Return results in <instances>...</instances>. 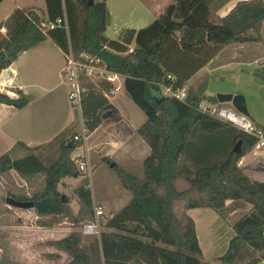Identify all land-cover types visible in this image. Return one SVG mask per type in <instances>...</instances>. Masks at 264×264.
Returning <instances> with one entry per match:
<instances>
[{"label": "trees", "instance_id": "trees-1", "mask_svg": "<svg viewBox=\"0 0 264 264\" xmlns=\"http://www.w3.org/2000/svg\"><path fill=\"white\" fill-rule=\"evenodd\" d=\"M44 1V20L32 10L14 9L0 23V31H5L0 33V74L24 52L50 40L63 54L69 49L75 55L86 52L101 59L109 71L121 75L127 97L146 118L136 130L149 148L142 179L113 167L119 183L132 198L106 220L104 229L109 232L99 235L103 264H203L193 221L187 216L180 221L173 212L176 202L191 195L196 198L187 201L186 210L207 208L220 217L227 202L251 206L232 225L235 235L222 260L223 264L234 263L243 246H248L258 254L250 264H264V183L251 179L238 166L257 140L198 111L203 101L219 104L215 96L204 95L206 81L196 89L188 88L185 102L162 96L158 87L186 86L223 47L258 42L264 0L239 2L225 16L214 18L211 7L219 0H174L148 27L125 30L117 41L104 37L108 20L105 0L92 6L87 0ZM57 20L60 26L45 30L46 23ZM130 45H134L133 53L125 54ZM263 71L256 70L255 75L264 76ZM83 87L81 120L88 138L105 118L117 122L120 117L108 100L111 85L84 82ZM14 92L15 99L0 95V104L23 109L28 99L21 91ZM74 114L73 127L49 144L29 147L16 142L0 156V179L15 173L29 189L28 193L19 191L9 196L18 203L32 205L40 228H54L64 221L71 226L94 221L89 178L77 171L70 158L71 152L83 145L72 143L78 119ZM260 130L264 135V129ZM223 132L230 146L218 158L210 151L199 157L190 151L185 154L196 133ZM238 141L239 155L232 152ZM50 149H55L54 153L46 155ZM106 162L110 164L108 158H103L92 167L91 174ZM67 178L79 179L72 189L78 206L75 214L68 207L69 200L58 191ZM180 178L187 185L183 191L175 186ZM82 254L72 252L69 264H86L88 258ZM0 264L15 263L1 258Z\"/></svg>", "mask_w": 264, "mask_h": 264}, {"label": "rangeland", "instance_id": "rangeland-1", "mask_svg": "<svg viewBox=\"0 0 264 264\" xmlns=\"http://www.w3.org/2000/svg\"><path fill=\"white\" fill-rule=\"evenodd\" d=\"M30 1L33 2L35 6H40L42 4L40 0ZM221 1H223L225 5L218 8ZM23 2H27V0H4L0 4V21L6 10L13 8L14 4L21 5ZM93 2L95 4L101 2V0H93ZM239 2L238 0H220V2H217L218 4L215 3L211 7L212 18L217 16V12L221 14L220 16L224 15L232 6H235ZM105 4H107L108 20L104 37L108 40L117 41L123 31H138L144 29L156 19L152 11L147 10L152 3L146 7L142 6L140 0H106ZM153 11L156 13L157 9H153ZM39 17L44 20L43 17ZM214 21L215 20H213V22ZM47 29L48 24L46 23L45 30ZM214 65L215 66L207 72L208 75H206L209 79L207 83L209 95L230 94L233 96H242L245 99V104L249 113L247 121L257 129H264V76L255 75L256 70H264V20L260 26L258 42L228 44L217 54ZM207 77H201L199 81H196L194 84L196 86L193 89H196L199 85L204 83ZM4 84L6 83L4 82ZM120 106L129 113L132 111L135 114L140 113L145 119V115L133 104L130 106L122 99ZM224 107L231 108L229 105H224ZM79 122L80 120L78 117L75 126L76 134H80ZM99 133L90 138L88 142L86 141L85 150L91 164H94L95 160L100 157L93 148L96 140L102 141L103 139V134ZM229 146L230 142L225 138L224 132L216 135L196 133L185 154H189L190 151L192 156L199 157L203 152L210 151L214 152L218 158ZM54 151L55 149H50L47 150L45 154L52 155ZM79 152L80 151L75 154ZM253 153V156H255L254 159L251 156L247 159V162L254 166L253 168H243L239 166V163L238 166L244 173L252 177L251 179H253V175H258L259 179H264V148L261 149L255 146ZM71 155L70 157L72 158ZM102 165L104 166V170H97L98 167L95 172L92 173L90 177L91 180H89L92 192L96 198L105 195L107 187H111L112 189H115L114 185H119L120 187L115 174H113L114 172L108 174V167L103 163ZM245 170L248 171V173ZM10 175L11 176L8 178L0 179V259L8 258L16 264H47L45 263L47 256L45 254L46 252H44L43 243L47 241V236H49L47 235V233H49L47 230L51 228L38 227L37 223L40 219L37 218L32 209L14 208L6 203L8 198L13 199L9 196L10 194H16L19 191L28 193L29 191L24 182H22L15 173H11ZM111 177H114V180ZM74 183L75 178H67L58 186L60 195L69 200L68 207L73 214H75L77 210L76 200L72 193ZM175 186L178 191L187 189L186 183L181 178L177 180ZM194 198H196V195H191L187 199L178 201L174 204L173 212L177 219L183 221V217L187 216L186 213L188 211L185 209V204L188 200ZM250 209L251 206L243 203L227 202L224 210L221 212L223 228L221 223L216 225L210 218H207L203 225V223L201 224L198 222V220L202 219L197 213L192 215V217L197 220L196 231L198 234L205 235L207 238H209L208 236L210 234L212 235L211 240L214 241L215 239L216 241L211 248L213 250L216 249L217 254H214L210 259L205 256V249L202 248L200 260L203 264H223L224 261L222 258L227 255L229 243L235 235L232 230V225L240 217L250 211ZM108 219L109 217L104 211V215L99 220V234L105 231L104 224ZM54 228H56L57 231H66L65 229L70 228L74 229L82 236L86 245L95 237H98L97 235L89 237L83 236L81 233L82 225L71 226L67 221H64ZM202 235L199 237L201 244L204 242ZM211 240L207 239V242ZM61 254H63L62 257L56 256V264H69L71 259L66 253ZM257 258L258 254L253 252L248 246H243L239 256L235 259V262L231 264H250ZM94 259L95 258L92 256L89 264H101L100 261L97 263Z\"/></svg>", "mask_w": 264, "mask_h": 264}, {"label": "crops", "instance_id": "crops-1", "mask_svg": "<svg viewBox=\"0 0 264 264\" xmlns=\"http://www.w3.org/2000/svg\"><path fill=\"white\" fill-rule=\"evenodd\" d=\"M238 1L241 2L248 0ZM140 2L142 6L146 7L152 3L147 10L152 11L154 17L157 18L164 12L168 5L174 2V0H140ZM218 2H220V0ZM40 3H42L40 6H35L33 2L27 0V2H23L21 5L14 4L13 8L4 12L0 23L5 22L14 9L32 10L39 16L45 18V1L40 0ZM222 5H225L223 4V1H221L218 8H221ZM233 7L234 6H232V8ZM232 8H230L228 12ZM153 9H157V12L154 13ZM228 12L222 16H225ZM216 15L222 17L219 12H217ZM216 56L188 81L186 85L187 88L193 89L196 86L194 85L196 81H199L201 77H207V72L215 66L214 62L216 61ZM63 65L64 55L61 50H59L50 40H45L24 52L7 69L10 77L8 81L5 82L6 84H4V86L11 94H13L10 98H17V94L14 91L18 90L21 91L29 102L20 110H17L12 106L0 104V156L10 150L16 142H22L29 147L47 145L62 132L73 127L75 123V114L68 102V87L63 83L61 78ZM208 81L209 79L207 77L206 82L208 83ZM204 95L207 97H213L209 95L208 88ZM122 99L132 106L133 103L124 91V80L120 88L108 99L110 105L118 111L120 120L113 122L104 117L105 120L103 123L87 138L86 141L88 142L90 138L99 132V134H103L102 141L96 140L95 145L93 146L94 150H96L100 156L95 160L94 164H91L86 151L85 153L87 160L92 167L99 164L103 158H108L110 164L113 163L126 173L131 174L138 179H142L143 163L149 156V148L136 134V130L145 122L146 118L144 119L140 113L135 114L133 111L129 113L128 111L123 110L120 106ZM224 105L231 106L230 104ZM254 150L255 147L250 153L241 158L239 166L247 169L254 167L247 162V159L250 156L254 159ZM103 164L108 167V174L114 172L113 168H110V164L107 162ZM103 167L104 166L101 164L97 170H104ZM246 172L248 173V171ZM113 174H115V172ZM111 178L113 179L114 177ZM89 180H91V178H89ZM253 180L264 183V179H259L258 175H253ZM78 182L79 179H75L74 187ZM114 186L115 189L107 187L105 195L98 198L95 197L90 186L93 204L101 207L103 213L105 211L109 218L122 209L132 198L131 193L124 189L121 184L120 187L119 185ZM196 213L202 219L198 220V222L201 224L203 223V225L204 221L207 218H210L216 223V225L221 223L223 228V219L207 208L192 209L188 210L186 213L187 217L194 222L195 233L200 250L202 251V248H204L205 256L210 259L214 254H217L216 249L213 250L211 248L216 241L215 239L214 241L211 240L212 235L210 234L208 236L209 238L205 235L198 234L196 231L197 220L192 217V215ZM51 229L47 230V232H49L47 235L50 237L47 236V241L43 243L44 252H46L45 254L47 256L45 263L56 264V256L58 255L62 257L63 254L61 253H66L71 259L72 252H76V254L83 253L82 255L88 258L86 264L90 263L92 256L95 258L94 261L96 260L97 263L100 261L101 264H103L99 243L100 234L86 245L82 236L74 229H65L66 231H57L56 228ZM103 232H109V230L105 229ZM201 235L204 238L203 244H201L199 238ZM207 239L211 241L207 242ZM16 262L19 263L18 261Z\"/></svg>", "mask_w": 264, "mask_h": 264}, {"label": "built area", "instance_id": "built-area-1", "mask_svg": "<svg viewBox=\"0 0 264 264\" xmlns=\"http://www.w3.org/2000/svg\"><path fill=\"white\" fill-rule=\"evenodd\" d=\"M61 25V21L57 20L56 23H49L48 29L52 30ZM4 29L0 33H4ZM134 45L127 48L125 54L133 53ZM64 55V65L61 70V78L63 83L68 87V102L74 112L77 113L80 120V134H76L72 138V143H82L83 145L76 148L71 152V160L74 161L77 171L91 177L92 166L89 164L85 153L86 130L84 129L81 120V99L85 92L83 87L84 82H89L94 86L104 83L111 85L110 96L113 95L123 83L124 78L111 72L107 69L104 62L86 52L75 55L70 49ZM168 81H173V78L167 76ZM160 93L164 97H171L180 102H185L187 98L188 88L183 86L181 88L172 89L169 86L158 84ZM0 95L13 96L6 87L4 82H0ZM107 97V94H105ZM198 111L208 117L216 119L222 123L228 124L235 129L254 137L257 140L256 146L264 148V135L260 129L253 127L243 115L237 113L233 107L226 108L221 104H211L208 102H201L198 104ZM78 151H80L78 154ZM104 215L101 207H94V221L82 225L81 233L83 236L99 235V220Z\"/></svg>", "mask_w": 264, "mask_h": 264}, {"label": "water", "instance_id": "water-1", "mask_svg": "<svg viewBox=\"0 0 264 264\" xmlns=\"http://www.w3.org/2000/svg\"><path fill=\"white\" fill-rule=\"evenodd\" d=\"M87 5L88 6L94 5L93 0H87ZM9 77H10L9 73L7 72V70H5L0 74V81L6 82V81H8ZM215 98H216L217 102L221 105L230 104L237 113L243 115L245 118H247L249 116V113L247 111V107L245 104V99L242 96H240V95L233 96L230 94H217L215 96ZM240 146H241V141H238L236 143L234 149L232 150V152L234 154L239 155L241 153ZM109 166H110V168H113L115 166V164L112 163ZM6 203L9 206H12L14 208H20V209L30 208V209H32L31 204H29V203H18V202L14 201L13 199H10V198H8L6 200Z\"/></svg>", "mask_w": 264, "mask_h": 264}]
</instances>
